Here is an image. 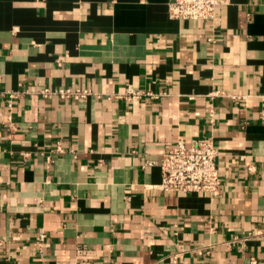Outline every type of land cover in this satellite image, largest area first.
<instances>
[{
    "label": "crops",
    "instance_id": "1",
    "mask_svg": "<svg viewBox=\"0 0 264 264\" xmlns=\"http://www.w3.org/2000/svg\"><path fill=\"white\" fill-rule=\"evenodd\" d=\"M168 1L0 0V264H264V0ZM60 88L90 94L37 93ZM202 138L220 195L157 190Z\"/></svg>",
    "mask_w": 264,
    "mask_h": 264
},
{
    "label": "built area",
    "instance_id": "2",
    "mask_svg": "<svg viewBox=\"0 0 264 264\" xmlns=\"http://www.w3.org/2000/svg\"><path fill=\"white\" fill-rule=\"evenodd\" d=\"M229 0H169L167 3L168 17L179 21L212 22L216 19V10L227 5ZM211 41V38L207 39ZM42 98L57 96L62 100H81L90 94L88 90L60 88L57 90L42 89L37 92ZM222 91H215L210 98L223 97ZM127 99L138 100L143 97L157 99L160 94L138 92L128 88ZM7 108L10 109L12 94H9ZM212 118V109H208ZM10 121V117H8ZM211 121V120H210ZM220 153L212 138H202L189 143L178 140L168 147L159 162L160 182L156 189L173 194H195L209 197L220 195L223 182L218 169ZM44 238L40 234V240ZM172 264L177 263V254L173 255Z\"/></svg>",
    "mask_w": 264,
    "mask_h": 264
}]
</instances>
